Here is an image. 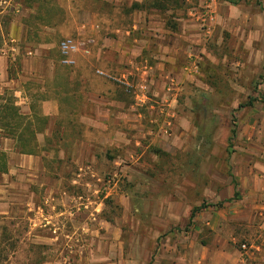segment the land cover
<instances>
[{
    "label": "rangeland",
    "instance_id": "1",
    "mask_svg": "<svg viewBox=\"0 0 264 264\" xmlns=\"http://www.w3.org/2000/svg\"><path fill=\"white\" fill-rule=\"evenodd\" d=\"M233 1L237 4L147 1L142 10L160 15L174 32L178 23L194 19L191 13L213 12L210 33L194 44L195 55L185 63L191 65V81L178 94L177 108L187 117L188 130L180 126L171 135L133 137L123 150L100 151L95 174L91 169L79 173L73 164L70 172L80 174L78 182L39 194V212L51 215L41 217L39 228H56L55 242L31 244L27 219L0 220V264H220L226 259L221 251L255 264L253 246L262 239L264 214L255 208L250 178L264 174V0ZM33 2L55 4L51 13L37 12L51 17V24L42 30L25 23V43L9 44H17L25 57L40 48L44 57L62 65L59 42L70 37L81 44L75 60L87 48L77 23L98 5L93 0H12L11 6ZM11 6L0 16V46L1 31L7 33L11 18L21 15ZM103 6V18L114 15L115 26L126 24L119 13L128 8ZM103 21L105 28L113 25ZM17 62L9 59L11 67ZM194 207L199 210L189 221Z\"/></svg>",
    "mask_w": 264,
    "mask_h": 264
},
{
    "label": "crops",
    "instance_id": "2",
    "mask_svg": "<svg viewBox=\"0 0 264 264\" xmlns=\"http://www.w3.org/2000/svg\"><path fill=\"white\" fill-rule=\"evenodd\" d=\"M11 1L0 0V16ZM147 1L93 0L98 9L91 16L84 11L77 23L87 48L78 54L80 57L75 56L76 61L70 66L50 61L40 48L34 57H25L17 44H9L25 43V23L38 11L53 12L55 4L11 6L14 13L21 15L11 18L7 33L1 31L0 123L4 122L3 97L9 94L18 115L24 118L15 134L28 131L32 140L29 145L35 154L19 153L16 140L0 125V151L7 157V171L0 172V220H29L31 244H53L56 240V228H39L41 217H51L39 212L42 189L50 195L58 193L60 184L78 182L82 169H91L95 174L100 151L118 152L133 137L149 134L154 138L168 132L171 135L180 126L188 130L187 117L177 108L178 94L183 83L191 81V65L186 67L185 63L195 55L194 44L199 45L205 33H201L194 19L178 23L175 32L170 30L160 15L142 10ZM107 2L129 9L119 13L126 24L115 26L114 15L103 18L102 7ZM134 3L139 8L132 9ZM104 19L113 25L103 27ZM32 23L43 30L51 20L46 24L41 20ZM9 59L18 62L11 67ZM39 119H45V124H38ZM73 164L79 171L75 175L70 172ZM250 181L258 199L255 208L264 214V174L259 176L256 172ZM260 228L262 239L253 246L255 264H264V218ZM221 253L226 259L220 264H245L239 255L228 257V252Z\"/></svg>",
    "mask_w": 264,
    "mask_h": 264
},
{
    "label": "trees",
    "instance_id": "3",
    "mask_svg": "<svg viewBox=\"0 0 264 264\" xmlns=\"http://www.w3.org/2000/svg\"><path fill=\"white\" fill-rule=\"evenodd\" d=\"M229 3L232 4H236V1L233 0H226ZM132 9H137L139 8L138 4L134 3L131 7ZM51 18L49 16L46 15H41L36 13V15L33 17V19L31 18L29 21L26 22V24H28V22L30 24H32V21L34 20H41V22L43 23H47L48 19ZM6 100V104L2 106V112H3V118L4 122L2 121L0 123L1 126H3V128L8 130V135L11 136V138L15 139L17 144H18V149H19V153L21 154H35V151L33 149L30 148L29 143L32 141L30 135L28 134V131H24V129L19 132L17 135L16 130L18 128L21 127V125L23 124V117L18 115V110L17 108L12 104V97L11 95H4L3 97ZM250 104V103H248ZM1 119V120H2ZM21 120V121H20ZM28 126L29 123L27 122ZM38 124H45V119L42 120H38ZM234 130H231V135H234ZM33 137V136H32ZM7 157L6 154L4 152L0 151V172H5L7 171ZM234 197L238 198V193L235 192L234 193ZM199 210L198 207H194L191 209L190 211V215H189V221H191L195 214L197 213V211Z\"/></svg>",
    "mask_w": 264,
    "mask_h": 264
},
{
    "label": "built area",
    "instance_id": "4",
    "mask_svg": "<svg viewBox=\"0 0 264 264\" xmlns=\"http://www.w3.org/2000/svg\"><path fill=\"white\" fill-rule=\"evenodd\" d=\"M207 8H209L207 6ZM191 13V12H190ZM193 18L199 23L200 29L207 35L211 31L213 23V12L205 10L202 13H191ZM80 43L75 39L66 37L59 42V52L61 56V64L70 66L74 65L75 60L73 56L79 51ZM100 75L107 76L103 72H98Z\"/></svg>",
    "mask_w": 264,
    "mask_h": 264
}]
</instances>
